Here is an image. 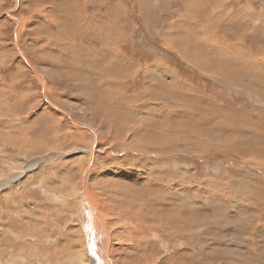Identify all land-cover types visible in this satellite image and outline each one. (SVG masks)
<instances>
[{"label": "rangeland", "instance_id": "rangeland-1", "mask_svg": "<svg viewBox=\"0 0 264 264\" xmlns=\"http://www.w3.org/2000/svg\"><path fill=\"white\" fill-rule=\"evenodd\" d=\"M263 144L264 0H0V264H264Z\"/></svg>", "mask_w": 264, "mask_h": 264}, {"label": "bare ground", "instance_id": "bare-ground-1", "mask_svg": "<svg viewBox=\"0 0 264 264\" xmlns=\"http://www.w3.org/2000/svg\"><path fill=\"white\" fill-rule=\"evenodd\" d=\"M214 3H215V2H214ZM214 3H213V4H214ZM221 3H222V2H221ZM199 4H200V3H199ZM215 4H217V3H215ZM194 5H195V4H194ZM202 5H203V4H202ZM211 7H212V6H211ZM74 8H75V7H74ZM196 8H197V7H196ZM215 9H216V8H215ZM217 9H218V8H217ZM217 9H216V10H217ZM225 12H227V11H225ZM223 13H224V12H223ZM220 14H221V13H220ZM225 14H226V13H225ZM230 14H232V13H230ZM235 14H236V13H235ZM195 15H196V14H195ZM219 16H220V15H219ZM220 17H221V16H220ZM224 17H225V16H224ZM224 17H223V18H224ZM227 17H228V16H227ZM48 20H49V19H48ZM220 21H221V20H220ZM188 22H189V21H188ZM216 28H217V27H216ZM210 34H211V33H210ZM103 42H104V41H103ZM214 47H216V46H214ZM227 47H228V46H227ZM230 47H232V46H230ZM230 47H229V48H230ZM233 48H234V47H233ZM5 50H6V49H5ZM175 50H176V49H175ZM217 50H218V49H217ZM218 51H219V50H218ZM187 52H188V50H187ZM224 52H225V51H224ZM219 53L222 55L223 52H219ZM1 54H2V53H1ZM245 54H246V53H245ZM247 54H248V53H247ZM224 55H225L226 57H228V55H230L231 58H235V57H236V55H231L230 52H228V53H224ZM237 55H238V54H237ZM243 55H244V54H243ZM244 56H245V55H244ZM200 57H201L202 59H208V56H207L205 53L197 52L193 58L189 56V58H190L189 60H190L191 63H193V64H195V65H197V66H200V65H201V62H199V61H201V60H200V59H201ZM211 57H212V56H211ZM211 57H210V58H211ZM217 57H218V56H217ZM247 57H248V55H247ZM199 58H200V59H199ZM212 58H213V57H212ZM215 58H216V56H215ZM218 58H219V57H218ZM236 58H237V57H236ZM248 58H249V59L253 58L252 54H250ZM249 59H246V60H249ZM213 60H215V59H213ZM218 60L223 61L221 58H219ZM218 60H217V61H218ZM237 60H239V58H238ZM254 60H255V59H254ZM255 61H256V60H255ZM213 62H214V61H213ZM244 62H246V61L244 60ZM249 62H250V61H249ZM203 63H204V65H203ZM208 63H210V62H208V61H203V62H202V65H201L200 67H202V69L204 68V69H207V70H209V69H210V70H213V69H211V68L209 67V65H210V66H213V65L208 64ZM223 63H224V62H223ZM230 63H231V62H230ZM216 64H217V63H216ZM220 64H221V63H220ZM226 64H227V63H226ZM247 64H248V63H247ZM249 64H250V63H249ZM250 65L253 66L252 63H251ZM250 65H249V66H250ZM145 66H146V65H145ZM154 66H155V65H154ZM156 66L159 67L158 65H156ZM222 66H223V65H222ZM157 67H156V68H157ZM213 67H214V66H213ZM213 67H212V68H213ZM37 68H38V67H37ZM152 68H153V67H152ZM227 68H228V67H227ZM103 69H104V68H103ZM158 69H160V68H158ZM161 69H162V68H161ZM199 69H200V68H199ZM204 69H203V71H204ZM218 69L221 70L222 74H223V73H226V71H227V70L224 69V68H219V67H218ZM108 70H109V69H108ZM138 70H139V69H138ZM162 70H163V69H162ZM207 70H206V71H207ZM165 71H166V70H165ZM165 71H164V72H165ZM247 71H248V70H247ZM157 72H158V71H157ZM162 72H163V71H162ZM213 72H214V71H213ZM216 72H219V71H216ZM216 72H214V73H216ZM35 73H36V72H35ZM37 73H38V72H37ZM219 73H220V72H219ZM219 73H218V74H219ZM247 73H248V72H247ZM166 74H167V73H166ZM212 74H213V73H212ZM222 74H221V75H222ZM170 75H171V74H170ZM219 75H220V74H219ZM227 75H228V73H227ZM227 75H226V76H227ZM41 76H42V75H41ZM145 76H146V75H145ZM245 76H246V75H244V77H245ZM166 77H168V75H166ZM219 77H220V76H219ZM42 78H43V77H42ZM170 78H171V77H170ZM170 78H169V79H170ZM225 78H226V77H225ZM106 79H107V78H106ZM159 82L161 83L162 81H159ZM245 82H247V81H245ZM40 83H41V82H40ZM157 83H158V82H157ZM171 83H173V81H172ZM176 83H177V82H176ZM112 84H113V83H112ZM174 84H175V83H174ZM243 84H244V82H243ZM243 84H242V85H243ZM157 85H158V84H157ZM166 85H167V84H166ZM172 85H173V84H172ZM160 86H161V85H160ZM244 86H245V85H244ZM246 86H247V85H246ZM169 87H170V86H169ZM173 87H174V86H173ZM173 87H172V88H173ZM156 88H157V87H156ZM159 88H160V87H159ZM44 89H45V88H44ZM175 89H176V88H175ZM161 90H162V89H161ZM163 90H165V88H164ZM166 90H167V89H166ZM166 90H165V91H166ZM151 92H152V91H151ZM154 92H155V90H154ZM156 92H157V91H156ZM161 93H162V92H161ZM164 93H165V92H164ZM173 93H174V92H173ZM177 93H178V91H177ZM179 93H180V92H179ZM154 94H155V93H154ZM167 94H168V93H167ZM174 94H175V93H174ZM185 94H186V93H185ZM156 95H157V94H156ZM158 95H159V98H160V95H161V94L158 93ZM162 95H163V94H162ZM168 95H169V94H168ZM182 95H183V94H182ZM196 95H197V94H196ZM188 96H189V95H188ZM194 96H195V95H194ZM152 97H153V96H152ZM157 97H158V96H155V98H157ZM183 97H185V96H183ZM178 98H179V97H178ZM178 98H177V99H178ZM193 98H194V97H193ZM199 98H200V97H199ZM203 99H204V98H203ZM125 100H126V99H125ZM184 100H185V99H184ZM119 101H120V100H119ZM186 101H187V100H185V102H186ZM120 102H121V101H120ZM160 102H163L162 99H161ZM160 102H159V103H160ZM165 102H166V101H165ZM185 102H184V104H185ZM46 103H47V102H46ZM117 103H118V102H117ZM154 103H156V102H154ZM198 103H199V102H198ZM203 103H205V102H203ZM148 104H149V103H148ZM156 104H157V103H156ZM170 104H171V103H170ZM174 104H175V103H174ZM174 104H173V105H174ZM176 104H177V103H176ZM187 104L189 105V103H187ZM200 104H201V102H200ZM200 104H198V105H200ZM206 104H207V103H206ZM209 104H210V103H209ZM152 105H153V104H152ZM161 105H162V104H161ZM164 105H165V104H164ZM178 105H179V104H178ZM181 105H182V104H181ZM181 105H180V106H181ZM201 105H204V104H201ZM210 105H211V104H210ZM153 106H154V105H153ZM156 106H157V105H156ZM175 106H176V105H175ZM206 106H207V105H206ZM151 107H152V106H151ZM178 107H179V106H178ZM183 107H184V106H183ZM186 107H187V106H185V108H186ZM196 107H197V106H196ZM116 108H117V107H116ZM153 108H155V107H153ZM153 108H152V109H153ZM159 108H160V107H159ZM167 108H168V107H167ZM207 108H208V107H207ZM114 109H115V108H114ZM156 109H157V108H156ZM156 109H155V111H156ZM160 109H162V108H160ZM160 109H159V110H160ZM176 109H177V108H176ZM178 109H179V108H178ZM193 109H194V108H193ZM212 109H213V108H212ZM149 110H150V108H149ZM162 110L164 111V109H162ZM168 110H169V108H168ZM190 110H191V109H190ZM201 110H202V109H201ZM214 110H215V109H214ZM219 110H220V109H219ZM152 111H153V110H152ZM169 111H170V110H169ZM183 111H184V110H183ZM183 111H182V112H183ZM187 111H188V110H187ZM193 111H194V110H193ZM198 111H199V110H198ZM204 111H205V110H204ZM161 112H162V111H161ZM182 112H181V113H182ZM156 113H158V111H157ZM185 113H186V112H185ZM192 113H193V112H192ZM217 113L220 114V112H217ZM159 114H160V113H159ZM188 114H189V112H188ZM193 114H194V113H193ZM193 114H191V115H193ZM166 115H167V114H166ZM195 115H196V114H195ZM206 115H207V114H206ZM216 115H217V114H216ZM151 116H152V115H151ZM153 116H154V115H153ZM153 116H152V117H153ZM159 116H160V115H159ZM161 116H162V115H161ZM173 116H174V114H173ZM196 116H197V115H196ZM62 117H63V116H62ZM157 117H158V116H157ZM155 118H156V117H155ZM165 118H166V117H165ZM180 118H181V117H180ZM191 118H192V117H191ZM152 119H153V118H152ZM158 119H160V118H158ZM163 119H164V118H163ZM177 119H178V117H177ZM182 119H184V117H183ZM201 119H202V118H201ZM204 119H205V118H204ZM161 120H162V119H161ZM180 120H181V119H180ZM185 120H186V119H185ZM211 120H212V119H211ZM213 120H215V119H213ZM157 121H158V120H157ZM157 121H156V122H157ZM201 121H202V120H201ZM224 121H225V119H224ZM159 122H160V121H159ZM162 122H163V121H162ZM212 122H213V121H212ZM218 122H219V121H218ZM149 123H150V122H149ZM149 123H148V126H151ZM153 123H154V122H153ZM160 123H161V122H160ZM165 123H166V120H165ZM165 123H164V124H165ZM169 123H170V122H169ZM178 123H179V127H180V126H181V125H180V122H178ZM183 123H184V122H182V124H183ZM250 123H251V122H250ZM20 124H21V123H20ZM171 124H172V123H171ZM175 124H176V123H175ZM187 124H188V123H187ZM205 124H207V123H205ZM205 124H204V126H205ZM216 124H217V123H216ZM18 125H19V124H18ZM78 125H79V124H78ZM157 125H158V123H157ZM157 125H156V126H157ZM160 125H161V124H160ZM144 126H145V128H144L143 132L147 133V135H154V134H149V132H150L149 128H150V127L148 128V126H146L145 124H144ZM152 126H153V125H152ZM162 126H163V125H162ZM162 126H161V127H162ZM165 126H167V125H165ZM189 126H190V125H189ZM189 126H188V127H189ZM193 126H194V125H193ZM198 126H200V125H198ZM211 126H212V125H211ZM218 126H219V125H218ZM146 127H147V128H146ZM153 127H154V126H153ZM161 127H160V128H161ZM175 127H176V126H175ZM214 127H215V126H214ZM223 127H224V126H223ZM223 127H222V128H223ZM88 128H89V127H88ZM192 128H193V127H192ZM194 128H195V127H194ZM204 128H205V127H204ZM209 128H210V127H209ZM216 128H217V126H216ZM245 128H246V127H245ZM154 129H155V128H154ZM173 129H174V128H173ZM173 129H169V128H166V127H165V128H164L162 131H160V132H159V130H158V132H159L158 134H159L163 139H168V138H174V133L177 132V133H179L180 135L187 136V137H189V138H193L194 140H195L194 136H195V135H198L196 129H195V132H196L197 134H194V133H192V132L182 131V130H173ZM218 129H219V128H218ZM8 130H9V129H8ZM187 130H188V129H187ZM192 130H193V129H192ZM209 130H210V129H209ZM248 130H250V129H248ZM91 131H92V130H91ZM94 131H95V130H94ZM205 131H206V130H205ZM212 131H213V130H212ZM6 132H7V131H6ZM88 132H89V131H88ZM213 132H214V131H213ZM213 132H212V133H213ZM7 133H9V132H7ZM214 133H215V132H214ZM248 133H249V132H248ZM21 134H22V133H21ZM90 134H91V133H90ZM98 134H99V133H98ZM206 134H207V133H206ZM258 134H259V133H258ZM62 136H63V135H62ZM91 137H92V136H91ZM198 137H199V136H198ZM200 137H201V135H200ZM237 137H238V136H237ZM230 138H231V137H230ZM95 139H96V138H95ZM203 139H205V138H203ZM236 139H237V138H236ZM226 140H227V139H226ZM241 140H242V138H241ZM39 141H40V140H39ZM39 141H38V142H39ZM98 141H99V140H98ZM228 141H229V140H228ZM95 142H96V141H95ZM95 142H94V143H95ZM207 142H208V141H207ZM25 143H26V142H25ZM225 143H226V142H225ZM90 144H91V143H90ZM53 145H54V144H53ZM263 145H264V144H263ZM55 146H56V145H55ZM94 146H95V145H94ZM221 146H222V145H219V144H217V143H213V144H211L210 146H207V147H211V148H212V147H214V148H217V147L219 148V147H220V148H221ZM237 146H238V145H237ZM56 147H58V145H57ZM224 147H225V146H224ZM229 147H233V144H230ZM244 147H245V146H244ZM38 148H39V147H38ZM58 148H59V147H58ZM203 148H205V147H203ZM211 148H210V149H211ZM238 148H239V147H238ZM168 149H170V148H168ZM199 149H200V148H199ZM203 150H204V149H203ZM58 151H59V150H58ZM259 151L261 152V150H259ZM92 152H93V150H92ZM200 152H201V151H200ZM238 156H239V155H238ZM261 156H262V154L260 155V153H259V154H256V152L254 153V157H255V158H260ZM92 157H93V156H92ZM250 157H251V156H250ZM252 158H253V157H252ZM261 158H262V157H261ZM261 158H260V159H261ZM260 159H259V160H260ZM62 161H63V160H62ZM77 162H78V161H77ZM81 162H82V161H81ZM89 162H90V161H89ZM44 163H45V162H44ZM50 163H51V162H50ZM52 163H53V162H52ZM63 163H64V162H63ZM78 163H79V162H78ZM263 163H264V162H263ZM5 164H6V163H5ZM69 164H71V163H69ZM94 165H95V164H94ZM7 166H8V165H7ZM61 166H62V165H61ZM3 167H4V166H3ZM9 167L11 168V165H10ZM30 168H32V167H30ZM84 168H86V167H84ZM73 169H74V168H73ZM114 169H115V168H114ZM13 170H14V169H13ZM53 170H54V169H53ZM78 170H79V168H78ZM85 170H86V169H85ZM92 173H93V172H92ZM80 174H81V173H80ZM95 175H96V174H95ZM87 176H88V175H87ZM136 176H137V175H135L134 177H136ZM85 177H86V176H85ZM92 177H93V176H92ZM115 177H116V176H115ZM80 178H81V177H80ZM11 179H12V178H11ZM17 180H18V179H17ZM51 180H52V179H51ZM82 180H83V179H82ZM106 180H108V179H106ZM111 180H112V179H111ZM8 181H10V180H9V179H8V180H5V181H3L2 183L4 184V183H6V182H8ZM13 181H16V180L13 179ZM48 182H49V181H48ZM83 182H84V181H83ZM69 183H70V182H69ZM101 183H102V182H101ZM109 183H110V182H109ZM86 184H87V180H86ZM107 185L109 186V184H107ZM148 186H149L150 189L155 190V191H158L157 184H154V183H149V184H148V182H147V187H148ZM84 187H85V186H84ZM169 187H170V186L168 185V188H169ZM165 191L168 192V190H165ZM84 192H85V191H84ZM93 193H94V192H93ZM116 193H117V192H116ZM46 195H47V194H46ZM112 196H113V195H112ZM112 196H111V197H112ZM88 197H90V196H88ZM93 199H94V198H93ZM109 199H110V197H109ZM95 201H96V200H95ZM106 201H107V200H106ZM97 202H98V201H97ZM110 202H111V201H110ZM88 203H89V202H88ZM116 203H117V202H116ZM118 203H119V202H118ZM86 204H87V203H86ZM120 204H122V203L120 202ZM124 204H125V203H124ZM103 205H104V204H103ZM105 205H106V204H105ZM107 205H108V204H107ZM116 205H117V204H116ZM98 206H99V205H98ZM151 206H152V205H150L149 209L151 208ZM91 207H92V206H91ZM111 207H112V206H111ZM142 207H143V206H142ZM101 208H102V207H101ZM122 208H123V207H122ZM127 208H128V207H127ZM94 209H95V208H94ZM129 209H130V208H129ZM124 210H125V209H124ZM100 212H102V211H100ZM124 212H126V211H124ZM128 212H129V211H128ZM92 214H93V213H92ZM127 214H128V213H127ZM144 214H145V213H144ZM101 215H102V214H101ZM110 216H111V215H110ZM113 216H114V215H113ZM145 217H146V216H145ZM88 218H89V215H88ZM125 218H126V216H125ZM109 219H110V217H109ZM113 219H114V218H113ZM106 220H107V219H106ZM92 221H93V220H92ZM43 222H44V221H43ZM97 222H98V220H97ZM118 222H120V221H118ZM108 223H110V222H108ZM98 224H99V222H98ZM81 225H82V224H81ZM93 225H94V224H93ZM119 225H120V224L118 223V226H119ZM120 226H121V225H120ZM99 227H100V226H99ZM111 227H112V224H111ZM111 227H110V228H111ZM120 228H122V227H120ZM90 229H92V228H90ZM102 229H103V228H102ZM102 229H101V230H102ZM122 229H123V228H122ZM20 232H21V231H20ZM81 233H82V232H81ZM72 235H74V234H72ZM81 235H82V234H81ZM83 235H84V234H83ZM97 235H99V234H97ZM102 235H103V234H102ZM27 236H28V235H27ZM96 238H98V237H96ZM90 239H91V238H90ZM92 239H93V237H92ZM98 239H99V238H98ZM100 239H101V238H100ZM109 239H110V238H109ZM60 240H61V239H60ZM113 240H114V239H113ZM45 241H46V240H45ZM95 241H97V240H95ZM104 241H105V240H104ZM111 241H112V240H111ZM106 242H107V241H106ZM109 242H110V241H109ZM18 243H19V242H18ZM97 243H100V242L97 241ZM72 244H73V243H72ZM108 244H109V243H108ZM114 244H115V242H114ZM88 245H89V244H88ZM88 245H87V246H88ZM89 246H90V245H89ZM90 247H92V246H90ZM95 247H96V246H95ZM98 247H99V246H98ZM100 248H101V247H100ZM109 248H110V247H109ZM85 249H86V248H85ZM97 249H98V248H97ZM83 250H84V249H83ZM83 250H82V251H83ZM102 250H103V249H102ZM1 251H2V250H1ZM59 251H60V250H59ZM61 251H62V249H61ZM61 251H60V252H61ZM93 251H94V250H93ZM111 251H112V250H111ZM63 252H64V251H63ZM3 253H4V252H3ZM84 253H85V252H84ZM56 254H57V253H56ZM81 254H82V253H80V255H81ZM77 255H78V254H77ZM104 255H105V254H104ZM56 256H57V255H56ZM105 256H106V255H105ZM48 257H49V256H48ZM45 258H46V257H45ZM50 258H51V257H50ZM106 258H107V257H106ZM52 259H54V257H53ZM48 260H49V258H48ZM54 260H56V258H55ZM106 260H107V259H106ZM108 260H109V259H108ZM44 261H46V260H44ZM110 261H111V260H110ZM49 262H50V261H49ZM104 263H105V262H104ZM111 263H112V262H111Z\"/></svg>", "mask_w": 264, "mask_h": 264}, {"label": "water", "instance_id": "water-1", "mask_svg": "<svg viewBox=\"0 0 264 264\" xmlns=\"http://www.w3.org/2000/svg\"><path fill=\"white\" fill-rule=\"evenodd\" d=\"M42 160V159H41Z\"/></svg>", "mask_w": 264, "mask_h": 264}]
</instances>
